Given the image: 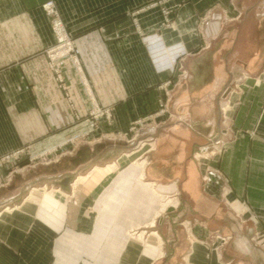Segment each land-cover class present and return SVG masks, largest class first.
Masks as SVG:
<instances>
[{"label":"crops","instance_id":"obj_1","mask_svg":"<svg viewBox=\"0 0 264 264\" xmlns=\"http://www.w3.org/2000/svg\"><path fill=\"white\" fill-rule=\"evenodd\" d=\"M47 1L0 0V160L73 152L0 187V264H264V0H53L79 60L68 91ZM92 99L103 130L145 122L144 167L73 143Z\"/></svg>","mask_w":264,"mask_h":264},{"label":"rangeland","instance_id":"obj_2","mask_svg":"<svg viewBox=\"0 0 264 264\" xmlns=\"http://www.w3.org/2000/svg\"><path fill=\"white\" fill-rule=\"evenodd\" d=\"M49 1H53V0H49ZM49 1L45 2L42 5V8L47 13V15H49L51 17V26H52L53 19L55 18L56 15L53 13H49L44 7L45 4H47ZM55 6H56V9L59 13V10L57 8L56 3H55ZM59 16L61 17L60 13H59ZM62 20H63V18H62ZM65 24H66V22H65ZM66 26L68 28L67 24H66ZM68 30H69V28H68ZM52 31H53V29H52ZM69 32H70V30H69ZM53 34H54V32H53ZM70 34L72 35L71 32H70ZM54 37H55V42L49 48L56 45V42H57L56 39L57 38H56L55 34H54ZM71 38L73 40V45H74V49L71 53L72 55L71 56H64L63 58L57 60V62L59 64V68H60V73H58V74L55 73L54 70L51 68V65H50L51 64V58L48 54L49 48L46 51L47 57H48V64H49L50 69L54 73L55 79L58 81L60 86L65 88V90H67V91H68V89H66L67 86L64 84L65 78H64L63 71H62V62L65 60H71L76 66H78V69H79V65H77V63L74 61L75 57L78 58L77 52H76L75 38L73 37V35ZM59 74H60V76H59ZM84 85H85L86 93L88 95L92 96L91 90L86 86V83H84ZM66 93H68V92H66ZM92 102L94 103V105H93L92 109L90 110L89 115L86 117H80V119L85 120V123H90L91 127L88 130L80 131L79 135L76 136L75 139H73V143L74 144L84 143V142L90 143L93 141H102V142L106 141L107 144L118 143V144H121L124 146V148H123L124 151H122L120 149L123 152V154L128 153L127 155H131L130 152H132V151H133V153L137 152L134 157L139 158V159L136 160V158H135V161L139 162V161L145 160V162H146V158L148 156L146 154V151L148 149H151L153 146L151 143L146 144V142H149V141H146L147 138H145L144 130H142L144 127L143 124H145V122L142 119L137 120L135 122V124L132 126V127H136V128L132 130V127H131L132 132H130V133H125V131L103 130L101 127V123L103 120H106L109 123V125H111L113 123L112 108L111 107H102L93 99H92ZM230 139H231L230 137H225L223 139V142L226 143ZM125 145H127L126 149H125ZM144 146L147 148L141 149ZM217 146L218 147H216L217 149H215V151L220 150L221 145L218 144ZM70 152H73L72 147L71 148L59 147L58 149L54 148V149H51L48 151L46 150V151L38 152V153L31 152L29 150V148H20V149H17L15 151L9 153V154H6L0 160V162L2 164L1 166L6 167V169H7L6 170L7 172L4 175L3 174L0 175V187L5 186L6 184H8L12 181L13 173L15 171L21 170L27 166H39V165L52 164L54 162L59 161V159L61 158V156L64 153H70ZM117 153H119V151L113 152V155H115ZM137 232L138 231H131L130 235L133 236V234H138L139 236L135 235L134 238L143 239L144 234L140 235ZM153 235H158V234H153Z\"/></svg>","mask_w":264,"mask_h":264},{"label":"built area","instance_id":"obj_3","mask_svg":"<svg viewBox=\"0 0 264 264\" xmlns=\"http://www.w3.org/2000/svg\"><path fill=\"white\" fill-rule=\"evenodd\" d=\"M45 9L49 13L55 14V18L53 19L52 22V29L53 32L56 36V45L52 46L51 48L48 49V54L51 58V68L54 70L55 73H60V68L59 64L57 62L58 59L63 58L64 56H71L72 51L74 49L73 45V40H72V35L70 34L65 22L62 20V18L59 16V13L56 9L54 1H49L47 4H45ZM169 22V18H166V23ZM58 43V44H57ZM74 61L79 65V60L77 57L74 58ZM60 76V74H59ZM225 110V108H224ZM164 109H161V112H163ZM94 112V111H93ZM136 127H132V130L135 129ZM208 149V150H207ZM205 149L201 147L197 152H195L196 157H207L209 156L212 152L213 149L207 148Z\"/></svg>","mask_w":264,"mask_h":264},{"label":"bare ground","instance_id":"obj_4","mask_svg":"<svg viewBox=\"0 0 264 264\" xmlns=\"http://www.w3.org/2000/svg\"><path fill=\"white\" fill-rule=\"evenodd\" d=\"M206 149H207V148H205V151L208 150V149H207V150H206ZM144 161H145V160H144ZM145 163H146V162H143L141 166L144 167V166H145ZM163 201H164V202H163L162 210H164L165 207H166L167 205H169L170 203H173L172 200H171L170 198H167V197H165V196H164V198H163ZM152 223H153V222H152ZM134 233H135V232H134ZM137 233H138V232H137ZM153 233H156V232H153ZM135 235L139 236L138 234H133L132 237L134 238Z\"/></svg>","mask_w":264,"mask_h":264},{"label":"water","instance_id":"obj_5","mask_svg":"<svg viewBox=\"0 0 264 264\" xmlns=\"http://www.w3.org/2000/svg\"><path fill=\"white\" fill-rule=\"evenodd\" d=\"M230 90H231V86H229V87L227 88V94L230 92Z\"/></svg>","mask_w":264,"mask_h":264}]
</instances>
